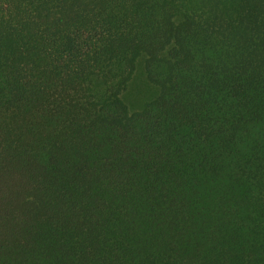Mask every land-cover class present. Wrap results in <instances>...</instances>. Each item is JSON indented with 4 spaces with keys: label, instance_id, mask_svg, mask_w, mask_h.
Segmentation results:
<instances>
[{
    "label": "trees",
    "instance_id": "obj_1",
    "mask_svg": "<svg viewBox=\"0 0 264 264\" xmlns=\"http://www.w3.org/2000/svg\"><path fill=\"white\" fill-rule=\"evenodd\" d=\"M0 264H264V0H0Z\"/></svg>",
    "mask_w": 264,
    "mask_h": 264
}]
</instances>
